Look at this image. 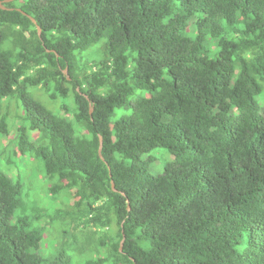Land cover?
I'll return each mask as SVG.
<instances>
[{
	"label": "trees",
	"instance_id": "16d2710c",
	"mask_svg": "<svg viewBox=\"0 0 264 264\" xmlns=\"http://www.w3.org/2000/svg\"><path fill=\"white\" fill-rule=\"evenodd\" d=\"M32 86L73 94L72 117ZM10 97L16 152L70 192L49 216L110 244L84 264H264V0H0L6 134ZM160 146L174 161L152 174L142 154ZM20 208L22 181L0 168V264H70L66 245L38 252L46 231Z\"/></svg>",
	"mask_w": 264,
	"mask_h": 264
},
{
	"label": "rangeland",
	"instance_id": "374dc122",
	"mask_svg": "<svg viewBox=\"0 0 264 264\" xmlns=\"http://www.w3.org/2000/svg\"><path fill=\"white\" fill-rule=\"evenodd\" d=\"M29 91L36 100L54 113L65 115L62 107H69L68 116L69 118L72 117L75 105L73 94L53 100L41 87L32 86ZM120 112L118 110L117 113ZM4 114H6L9 133L6 134L0 131V168L13 176L14 179H20L23 184L24 208H20L15 212V219L27 216L33 226L44 227L46 231L44 243H42L38 252L43 257L48 258L58 254V252L60 253L66 245L67 251L73 257L70 264H84L87 259L108 254L109 243L103 246L99 245L97 249L94 245L88 246L83 236L76 238L71 225L60 219L52 220L49 216V214L53 215L57 209L65 208L68 204H71L70 192L67 188H62L57 194L52 193L50 187L53 184H60L59 178L57 176L52 178L47 176L42 159L29 154H21L19 151L16 152L15 138L18 134V128L25 123V111L21 101L16 97L4 99L1 116ZM142 159L145 161L151 159L148 163L149 171L152 174H161L166 165L174 161V155L167 148L160 146L143 153ZM63 230L67 231L68 237L65 236L66 238H64ZM75 240L77 244L74 243ZM80 246L83 248L79 249ZM98 251L99 253H97ZM105 264H110V261Z\"/></svg>",
	"mask_w": 264,
	"mask_h": 264
},
{
	"label": "water",
	"instance_id": "95a60500",
	"mask_svg": "<svg viewBox=\"0 0 264 264\" xmlns=\"http://www.w3.org/2000/svg\"><path fill=\"white\" fill-rule=\"evenodd\" d=\"M35 23H36V20L33 18L32 19ZM38 28V32H39V34H41V28L38 26L37 27ZM64 73H67V69H64ZM78 90H79V88H78ZM88 99H89V97H88V95H85ZM93 112V108L91 107V113ZM102 148H103V138H102V136H100V146H99V155H100V157L104 160V156H103V154H102ZM112 187H113V189L115 190V191H117V189H116V187H115V183L112 181ZM124 194V193H123ZM129 209H130V207H129ZM124 241H125V237L122 239V241H121V244H120V248H121V250L123 249V244H124Z\"/></svg>",
	"mask_w": 264,
	"mask_h": 264
}]
</instances>
